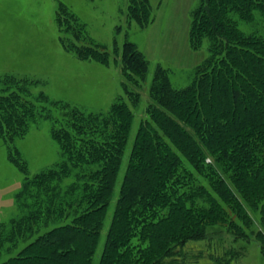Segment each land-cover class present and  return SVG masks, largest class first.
Instances as JSON below:
<instances>
[{
	"label": "trees",
	"instance_id": "trees-1",
	"mask_svg": "<svg viewBox=\"0 0 264 264\" xmlns=\"http://www.w3.org/2000/svg\"><path fill=\"white\" fill-rule=\"evenodd\" d=\"M257 12L264 15V0H199L191 11L190 47L206 39L208 56L182 88L156 67L98 264H185L188 242L206 240L217 225L254 236L264 251V37L239 26ZM151 14V0H127L129 23L145 27ZM55 20L67 52L110 65L113 53L66 4ZM115 50L126 80L107 111L35 93L38 79L0 76V138L24 174L14 195L20 214L0 222V264H93L142 101L127 82L138 85L149 71L136 43ZM42 120L51 121L62 159L30 175L15 142ZM237 256L209 261L236 264Z\"/></svg>",
	"mask_w": 264,
	"mask_h": 264
},
{
	"label": "rangeland",
	"instance_id": "rangeland-1",
	"mask_svg": "<svg viewBox=\"0 0 264 264\" xmlns=\"http://www.w3.org/2000/svg\"><path fill=\"white\" fill-rule=\"evenodd\" d=\"M198 1L151 0L152 20L147 26L139 27L135 22H128L127 0H0V76L13 73L41 80L43 84L33 88L35 93L44 90L51 99L67 101L85 112L107 111L119 95H124L121 81L126 79L116 61V58L120 60L116 45L120 50L126 40L132 41L149 61L144 80L138 85L127 82L140 92L142 101L134 108L137 118L93 264H98L135 132L140 119H148L145 107L151 99L149 91L156 67L162 65L167 69L173 86L182 88L192 82L196 66L208 56L206 39L197 50L189 44L191 11ZM60 2L79 16L96 43L113 53L109 66L82 61L62 47L55 20ZM239 26L247 33L256 32L264 37V15L259 12L255 14L254 22L239 20ZM50 128L51 121L42 120L31 127L24 139L15 142L28 163L30 175L62 159L61 149L52 139ZM7 156V146L0 138V222L20 214L14 195L24 178ZM250 213L256 219L253 228L257 231L260 229L258 217ZM232 251L238 252L236 264H264V251L254 236L248 240L235 238L227 225L214 227L206 240L188 242L182 261L185 264H210V258Z\"/></svg>",
	"mask_w": 264,
	"mask_h": 264
},
{
	"label": "crops",
	"instance_id": "crops-1",
	"mask_svg": "<svg viewBox=\"0 0 264 264\" xmlns=\"http://www.w3.org/2000/svg\"><path fill=\"white\" fill-rule=\"evenodd\" d=\"M126 13H127V10H126Z\"/></svg>",
	"mask_w": 264,
	"mask_h": 264
}]
</instances>
